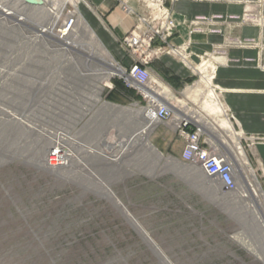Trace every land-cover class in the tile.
<instances>
[{"label": "rangeland", "instance_id": "374dc122", "mask_svg": "<svg viewBox=\"0 0 264 264\" xmlns=\"http://www.w3.org/2000/svg\"><path fill=\"white\" fill-rule=\"evenodd\" d=\"M85 1L90 7L77 3L70 48L56 38L75 0H49L43 9L8 0L5 6L26 14L23 24L0 14V264H264V212L245 192V177L221 143L225 133L196 121L205 94L186 92L203 88L202 76L213 82L210 54L195 64L187 53L192 77L164 98L186 103L187 116L234 164L236 190L230 193L182 163V151L169 154L170 145L182 147L173 122L156 123L122 151L144 121L103 104L141 111L146 102L116 75L104 86L110 72L104 61L128 68L131 58L120 40L122 60L120 51L107 49L91 21L99 19L94 0ZM50 7L58 10L57 37L40 32L52 25ZM91 49L96 54L89 57ZM216 94L264 198L255 154L264 140L241 134ZM58 134L73 155L66 168L52 171L43 161Z\"/></svg>", "mask_w": 264, "mask_h": 264}, {"label": "crops", "instance_id": "0c3cea01", "mask_svg": "<svg viewBox=\"0 0 264 264\" xmlns=\"http://www.w3.org/2000/svg\"><path fill=\"white\" fill-rule=\"evenodd\" d=\"M172 1L171 9L176 29L170 42L175 46L187 44L186 51L190 62L195 64L200 62L204 54H210L213 62L211 60L209 62L212 66L215 65L213 82L209 88L212 87L215 93L217 90L221 103L235 121L241 134L264 140V0ZM93 3L99 19L91 16V21L100 35L98 36L110 52L116 54L117 50L120 51L118 59L122 60L124 53L117 43L132 27L133 20L125 17L119 8L115 7L113 1L94 0ZM247 13L250 18L254 17V20L247 21L245 16ZM197 18L201 20L196 22ZM216 50H220L221 53L214 55ZM149 69L154 76L169 85L170 88L163 86L159 81H154L168 97L171 96L169 94L171 90L175 92L183 90L192 77L190 69L184 63L168 54L152 60ZM200 69V74L206 73V68L205 73H201ZM95 100L100 102L99 94ZM103 107L132 116L139 115L144 123L147 122L142 115L120 111L119 109H122L120 107L106 103ZM138 129L128 138L122 151L125 150L126 144L130 145L138 135ZM183 146L182 141V147L178 151L177 145L172 147L170 145L168 152L173 157H180ZM255 154L260 173L264 177V142L256 144Z\"/></svg>", "mask_w": 264, "mask_h": 264}, {"label": "built area", "instance_id": "2783aa9c", "mask_svg": "<svg viewBox=\"0 0 264 264\" xmlns=\"http://www.w3.org/2000/svg\"><path fill=\"white\" fill-rule=\"evenodd\" d=\"M7 1L0 0V14L9 19L14 18L13 20L17 24H23L19 23L21 19L18 15L20 14L9 11L11 6H5ZM18 1L17 6H22V8H32L37 4L29 3L26 0ZM112 1H114L115 7H119L125 15L131 16L133 20L132 27L120 40L121 47L131 58V63L128 68L117 63L122 71L116 73V76L120 78L127 89L135 91L146 102L144 111L147 120H153L157 123H174L177 134L184 142L181 154L182 163L197 167L205 178L218 185L225 192L235 191L237 171L234 164L228 156L207 141L202 129L194 124L191 119L175 116L171 102L159 93L161 87L155 84L156 79L149 69L152 60L164 54L180 59L184 65L191 68L187 61V44L175 46L170 42L176 24L172 9L167 4L168 0ZM200 20V18L196 19V22ZM75 24L74 12H69L58 32H66L67 36H65L68 37L72 34ZM213 54L219 55L220 53L216 50ZM68 158H70V151L64 150L57 140L51 144L43 164L52 171L59 170L67 167Z\"/></svg>", "mask_w": 264, "mask_h": 264}, {"label": "bare ground", "instance_id": "6f19581e", "mask_svg": "<svg viewBox=\"0 0 264 264\" xmlns=\"http://www.w3.org/2000/svg\"><path fill=\"white\" fill-rule=\"evenodd\" d=\"M34 1H36L37 4L35 5V7H32L31 9H43L44 7H47V1H49V0H34ZM77 3H79V4L84 3L87 7H90L85 0H75V2H71V4L74 7V10H75L74 15L76 16V23L78 21L79 15H80L78 12L79 9L77 10V7H78ZM15 9H16L15 7H13V8L11 7V9L9 8V11L14 13ZM59 9H63V7L59 8ZM47 11H48V13H47L48 15L46 14L47 16H49V15L53 16V22H52V25L50 27L48 26L49 28L48 27H46V29L40 28V32L57 37L53 32H54L55 25L57 22L56 20L59 17L58 10L56 7H50ZM59 12H60V10H59ZM20 15H18L19 19H21V21L18 20L19 23H24L25 21H27L26 14H23L22 17ZM24 16H25V18H24ZM76 25L74 26V28L76 27ZM65 35L67 36L66 32L59 33V35L56 39L59 42H65L66 41L65 45L67 46V48H70L69 46H71V43H70L71 37H66ZM72 35H73V33L71 34V36ZM94 50L95 49H91L89 51V57L91 56L90 54H96V51H94ZM104 64L106 67H108L110 69V72L106 76L105 85H104V86H108L110 84L107 83L108 82L107 79L113 77L114 75H116V73L121 72L122 68L117 64V62L115 60L114 61L108 60L106 62L104 61ZM200 70H201V73H205L204 68H201ZM201 79H202L201 82L204 83L203 88H199V89L194 90V91L190 90L189 88L186 90L188 96L193 94V93H195V96H196V93L201 92V91L205 94L204 102L200 105V108L194 113L195 114L194 117H195L196 121H198V123H200L202 126H203V124L201 121L203 119H205V120H207V123L212 127L211 128L212 130L213 129L214 130H222L225 133L224 138L222 137L224 140L221 143H223V145L229 147V150H231V152H232V156H231L232 158L231 157L230 158L233 159V161H235L237 166H239L238 170L239 171L241 170L242 174L245 177V189H246L245 192H247V196L249 195L251 197V199L253 200V202L256 206V209H260V211L264 212V198L262 196L261 190L258 187V182L256 180L254 172L248 167V162H247V159H246L243 151L241 150V148H238L236 142L234 141V133H233L232 125L223 116L224 115L223 109L220 105L217 94L213 91V89H211L212 87L209 88V85L212 82V80H211V78L205 79L203 76ZM159 93L161 95H163L164 97L168 98L166 92L162 88L159 90ZM187 99H185V101H188ZM171 104L174 108V111H176L177 113H180L182 115L187 116V115H189V113L192 112L186 108V105H184L186 103H182V100L179 101V100L173 99V102ZM121 110L123 112L126 111V112L134 113V115L142 112V116L147 121L146 123H144L139 128L138 133H137L138 135H136V137L132 141H135L136 139H143L144 137H146L148 135V133L150 132V130L154 127V124L157 123L156 121H153V120H147L146 112L144 110H141V111L140 110H133V109H124V110L121 109ZM213 115L216 117H214ZM187 117L192 120V118H190L189 116H187ZM219 117H221L222 119H217ZM62 138H63V136H60L59 134L55 137V139H57L58 141L63 140ZM128 143H130V142H128ZM128 146H129V144H126L124 149H126ZM72 155L73 154L70 151V158H68V160L70 162L72 160ZM64 168H66V167H63L62 169H64Z\"/></svg>", "mask_w": 264, "mask_h": 264}, {"label": "water", "instance_id": "95a60500", "mask_svg": "<svg viewBox=\"0 0 264 264\" xmlns=\"http://www.w3.org/2000/svg\"><path fill=\"white\" fill-rule=\"evenodd\" d=\"M26 1H28L29 3H36V1L34 0H26Z\"/></svg>", "mask_w": 264, "mask_h": 264}]
</instances>
